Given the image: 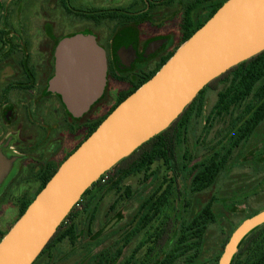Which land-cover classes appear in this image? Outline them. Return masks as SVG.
<instances>
[{
    "label": "rangeland",
    "instance_id": "obj_1",
    "mask_svg": "<svg viewBox=\"0 0 264 264\" xmlns=\"http://www.w3.org/2000/svg\"><path fill=\"white\" fill-rule=\"evenodd\" d=\"M178 2L146 12L143 6H133L137 0H105V7L92 5L89 8L109 12L110 16L100 23L90 22L87 15L80 14L86 7H77L73 11L78 14H71L61 0H0V32L8 30L13 34L14 47L56 49L63 39L83 34L94 36L100 46L99 42H105L110 48L115 42V50L121 45L133 44L140 53L149 42L162 38L168 41L163 52L168 50L171 54L184 44L182 26L189 6L195 7L191 15L195 25L206 21L216 7ZM8 21L10 29L6 26ZM157 58L137 62L131 68L121 67L117 81H112L108 88L105 104H114L118 92L127 90L139 76L154 71ZM230 81L228 76L221 77L206 90L202 113L193 119L188 133L180 138L177 155L179 168L185 167L182 175L174 176L171 169L158 161L149 170L122 173L111 182L106 178L83 199L75 217L66 223L62 232L74 227V233L52 247L35 264H164L180 239L188 238L192 245L197 243L198 232L185 230L193 227L210 202L216 221L200 235L198 251L187 248L174 264H217L237 227L264 210V121L239 146H234L233 140L240 110L233 108L208 121ZM96 108L85 118H70L69 122L62 116V139L71 132H79V135L76 146L69 141L62 144L61 156L64 157L60 164L90 133L91 130L83 137L82 127L94 126L103 119H99L101 114H108V107L105 106L104 113H98ZM229 149L232 153L228 164L216 183L203 193H193V167L215 152L224 153ZM114 174L112 172L111 177ZM29 180L10 183L9 196L0 198V237H5L18 221L23 200L34 198L40 191L42 184ZM172 182L174 191L166 208L151 225L134 233L146 212L142 206L160 188ZM119 251L121 254L117 257Z\"/></svg>",
    "mask_w": 264,
    "mask_h": 264
},
{
    "label": "water",
    "instance_id": "obj_2",
    "mask_svg": "<svg viewBox=\"0 0 264 264\" xmlns=\"http://www.w3.org/2000/svg\"><path fill=\"white\" fill-rule=\"evenodd\" d=\"M166 42L150 43L144 57ZM262 52L264 0L226 1L61 164L0 242V264H35L64 220L105 173L167 130L213 81ZM107 70L106 52L94 36L65 38L55 49L49 90L61 96L73 118L80 119L103 96ZM3 168L0 158V176ZM263 224L264 210L244 220L218 264H231L242 241Z\"/></svg>",
    "mask_w": 264,
    "mask_h": 264
},
{
    "label": "flooded vegetation",
    "instance_id": "obj_3",
    "mask_svg": "<svg viewBox=\"0 0 264 264\" xmlns=\"http://www.w3.org/2000/svg\"><path fill=\"white\" fill-rule=\"evenodd\" d=\"M61 1L71 14H78V12H74L77 7H86L84 10L81 9V15H87L90 22H105V9L99 11L89 9L92 5L105 7V0ZM175 1L137 0V3L133 6H143L147 12L153 7L169 6ZM177 1L182 5L192 2L191 5L195 6L208 5L213 7L221 2V0ZM6 26L9 29L11 28L9 21ZM0 33L2 35L0 38V158L4 167L0 176V198H2L9 196L8 194L11 191L8 190V186L14 181H23L30 178L29 181L42 184L48 173L56 166L61 165V160L64 157L61 156L62 144L69 141L71 144L74 142L76 146L79 132L75 134L69 133L65 140L60 135L62 116L68 118L67 122L75 118L67 109H64L61 96L49 90L50 80L55 73V48L49 49L46 46L35 48L28 45L14 47L13 34L9 33L8 30ZM10 35L11 38L9 37ZM21 36H23V33H21ZM98 38L99 36H97ZM160 40L165 39L153 40L147 46ZM99 43L107 56V86L103 96L83 118L92 113L94 108H96L95 106H97L95 110H98V113L105 111V106L108 107L107 113H109L124 93L146 76H139L136 82L131 83L127 90L118 92L117 97L114 99V104L111 105L109 102L105 104L108 88L112 81H117L121 67L131 68L137 62L144 63L158 56L154 66V70H156L170 52L168 50L163 52V48L168 41L158 51L148 57H144L147 46H144L140 53L133 44L121 45L115 50V42L110 44L112 45L110 48L105 42ZM123 49H127L126 53H121ZM15 55H18V57L15 58ZM127 64H130V66H127ZM101 115L99 119L105 117V113ZM92 128L93 125L82 127L84 135L81 132L82 130L80 132L83 137H86L88 131ZM139 227L138 222V227L135 228L134 233L148 226ZM119 254H121V251L116 256L118 257Z\"/></svg>",
    "mask_w": 264,
    "mask_h": 264
},
{
    "label": "trees",
    "instance_id": "obj_4",
    "mask_svg": "<svg viewBox=\"0 0 264 264\" xmlns=\"http://www.w3.org/2000/svg\"><path fill=\"white\" fill-rule=\"evenodd\" d=\"M226 1L228 0L220 2L218 5H216V7L214 6L215 8H213V13L210 15V17L202 24L196 25L193 24L191 20V15L195 7L189 6L190 8L185 12L182 26V29L185 33L183 37V43L191 38L195 34V32L198 31L222 7V5ZM108 13L109 12H105V19L110 16L108 15ZM174 53L175 52L171 54L169 53L168 56L164 58L163 61L158 65L156 70L147 74L141 81H139L136 85L125 92L124 95L118 100L116 105L112 107L109 113L99 123L93 126L85 140H87L96 131L100 124L124 100H126L130 95L136 92L143 84L149 81L174 55ZM224 76H228L229 78H231V81L229 82L228 87L225 89V91L220 94L219 101L208 121L210 123L212 117L216 115L222 116L224 113L231 111L233 108L240 110L241 113L235 121V127L237 130L233 140L234 146H239L243 142H246L253 135L256 128L264 121V52L232 68L221 77ZM218 79H216L215 81H217ZM215 81L208 85L197 96L194 102L184 110L183 114L174 123H172V125L167 130H165L149 142L145 143L130 157L122 160L112 170L105 173L102 178L84 194L81 202L88 194H90V192L94 188L101 186V183L103 180H105L106 176L108 177L107 180L111 182L112 180H114V178L120 176L122 173L130 174L138 172L141 169L149 170L150 167L158 161L162 162L163 165L167 167V169H171L174 176L178 177L182 175L185 167L182 168L181 166V168H179L180 163L177 155V147L181 140L180 138L188 133L193 119L195 117H198L202 113L204 107V95L206 93V90L209 89ZM63 107L64 109H66L64 104ZM231 153V149L225 151L224 153L215 152L207 160L193 167L191 180V190L193 191V193H203L210 189L216 183L221 173L225 170ZM59 167H55L50 171V173H48L45 180L42 182L41 189L37 193V195L56 174ZM112 172L115 173L113 177H111ZM173 186L174 182L168 184L165 188H160L158 192H156L148 201L145 202L142 208L146 209V212L139 220V228L149 226L156 218H158L163 209L166 208L169 203V200L174 191ZM36 196L32 199L23 200L20 217L25 213L30 204L35 200ZM81 202L78 204V206H75L69 216L64 220L60 228L57 230L56 235L47 245L38 260L42 257V255L52 249V247L74 233V227H70L64 233L62 232L65 228L66 223L71 218L75 217V211L79 207ZM215 221L216 217L213 211V203L210 202L203 208L193 227H189L188 230H185L186 232H198L199 236L197 235L196 237L198 239L197 243L192 245V243L190 244L188 238L180 239L176 244L171 258L165 261L164 264H174L176 262V258L180 257L182 255V252H184V250H186L187 248L198 251V245L200 244L201 240L200 235H202V233L207 229L210 223ZM3 238L4 236L0 237V242ZM220 257L217 260V264ZM231 264H264V224L253 230L242 241L239 247V251L233 258Z\"/></svg>",
    "mask_w": 264,
    "mask_h": 264
},
{
    "label": "built area",
    "instance_id": "obj_5",
    "mask_svg": "<svg viewBox=\"0 0 264 264\" xmlns=\"http://www.w3.org/2000/svg\"><path fill=\"white\" fill-rule=\"evenodd\" d=\"M106 178H108V177L106 176L105 179H106ZM77 206H78V204H77Z\"/></svg>",
    "mask_w": 264,
    "mask_h": 264
}]
</instances>
